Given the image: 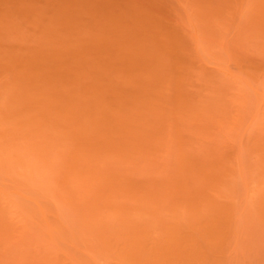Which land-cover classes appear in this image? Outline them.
<instances>
[{
    "label": "rangeland",
    "instance_id": "1",
    "mask_svg": "<svg viewBox=\"0 0 264 264\" xmlns=\"http://www.w3.org/2000/svg\"><path fill=\"white\" fill-rule=\"evenodd\" d=\"M0 264H264V0H0Z\"/></svg>",
    "mask_w": 264,
    "mask_h": 264
}]
</instances>
